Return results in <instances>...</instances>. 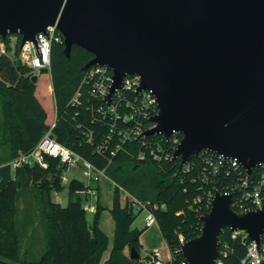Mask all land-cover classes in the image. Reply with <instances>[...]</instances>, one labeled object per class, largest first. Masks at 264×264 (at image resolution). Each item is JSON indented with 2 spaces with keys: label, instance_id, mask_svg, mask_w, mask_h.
<instances>
[{
  "label": "water",
  "instance_id": "1",
  "mask_svg": "<svg viewBox=\"0 0 264 264\" xmlns=\"http://www.w3.org/2000/svg\"><path fill=\"white\" fill-rule=\"evenodd\" d=\"M49 26L67 58L72 46L92 54L82 70L111 69L106 103L125 75L139 77L138 90L157 104L143 134L168 140L178 132L171 159L180 166L201 151L236 160L247 176L264 164V0H0L2 40L19 36V47L36 48ZM231 202L214 190L199 234L180 245L186 264H215L223 228L260 250L264 204L235 211Z\"/></svg>",
  "mask_w": 264,
  "mask_h": 264
},
{
  "label": "trees",
  "instance_id": "2",
  "mask_svg": "<svg viewBox=\"0 0 264 264\" xmlns=\"http://www.w3.org/2000/svg\"><path fill=\"white\" fill-rule=\"evenodd\" d=\"M8 37L3 42L10 51ZM16 37L13 57L0 56V164L32 150L54 123L51 135L58 143L103 170L113 184L109 213L114 223L112 247L103 264H140L139 236L144 227L131 228L136 213L128 201L120 205L121 191L153 213L174 264L183 260L177 251L179 235L187 241L199 234L198 217L209 210L214 190L231 193V207L240 211L234 205L239 195L234 189L244 175L241 168L233 170L225 165L215 174L207 159L217 157L207 151L180 166V159H171L174 149L162 136L147 135L145 144L143 139L120 143L117 134L109 131V117L96 111L102 101L91 98L89 89L82 85V67L92 54L72 46L67 58L60 36V41L51 45L49 70H40L32 83L31 70L18 60L20 37ZM44 74H49L51 85L42 84L40 89L43 98L52 100L53 118L36 94L38 77ZM78 91V103L73 104ZM156 144H160V152ZM152 153H158L161 159ZM47 160V169L38 165L14 169L13 178L0 187V264H100L108 239L98 227L102 210L99 201L88 222L82 208L84 197L76 194L84 188V182L73 177L67 185L66 206L52 202L51 193L64 189L60 182L64 167L57 160ZM26 192L45 230V250L36 261L21 258L22 234L16 215L19 194ZM248 242L244 233L223 228L219 233L222 264H239L246 257ZM131 248L138 253L137 260L130 259ZM260 264H264V258Z\"/></svg>",
  "mask_w": 264,
  "mask_h": 264
},
{
  "label": "built area",
  "instance_id": "3",
  "mask_svg": "<svg viewBox=\"0 0 264 264\" xmlns=\"http://www.w3.org/2000/svg\"><path fill=\"white\" fill-rule=\"evenodd\" d=\"M60 36L61 35L54 29V27L49 26L46 28V35L42 33L37 34L36 48L31 42H26L22 47H19L18 60L22 65L31 70V76H38L40 70H49L51 45L53 42H59ZM8 38L10 51L7 50L6 44L0 38V56L7 55L12 58L14 55V46L17 42V37L9 36ZM111 83L112 71L110 68L105 66L89 67L85 70V74L82 79V85L89 89L88 92L90 97L93 99H100L102 101L103 105L98 107L96 111L105 118L109 117V131L110 133L117 134L120 143L143 139L147 136L143 134L144 131L153 126L150 119L157 113L155 98L147 90H138L140 80L137 75H125L122 78L121 87L113 92L109 103H106L104 101V97L108 94ZM78 95L79 91L72 100L73 104L78 103ZM53 127L54 123L51 124L49 129L38 140L32 150L27 153L18 154V156L11 160L9 164L13 169L25 165H38L42 169H47V159L50 158L57 160L58 164L64 167L60 175V182L63 186H67L71 180L67 178L68 170L71 167L79 169L83 177L84 188L77 190L76 194L84 197L82 204L83 210L86 213L94 212L96 199L98 197V183L102 177H105L103 170L96 168L87 160L74 154L68 148L58 143L51 135ZM178 134V132H172L168 140L163 139L164 141H169L171 143V147L174 151L180 141ZM120 143L117 147L120 146ZM142 144H145L144 139ZM155 147L159 152L161 151L160 144H156ZM152 154L154 158L159 160L161 159L158 153ZM214 155L217 158L214 160L207 159V163L210 166L211 171L215 174L218 173L219 169L225 165L233 170L241 168L239 163L234 159H223L216 154ZM241 170L244 175L239 178L238 182L235 184L234 190H237L239 195L234 205L240 208V211L260 208L264 204V164H259L254 167L249 176L245 174V171L242 168ZM254 170L255 174L253 175ZM223 193L231 194L229 192ZM127 196L126 201L131 204L134 212L145 213L143 219L144 228L157 225L153 213L149 211L145 205L137 202L130 195L127 194ZM178 242L179 247L177 251L180 252V245L185 242L181 235H179ZM167 251L169 255L168 257H164L159 250H153L144 256H141L139 262L140 264H174L172 262V254L168 247ZM223 255L225 254L223 253ZM263 258L264 234L262 235L260 250L258 251L256 249V245L253 242H248L246 257L241 260L239 264H260ZM177 264H186V261L183 259ZM215 264H222L219 257L217 258Z\"/></svg>",
  "mask_w": 264,
  "mask_h": 264
},
{
  "label": "rangeland",
  "instance_id": "4",
  "mask_svg": "<svg viewBox=\"0 0 264 264\" xmlns=\"http://www.w3.org/2000/svg\"><path fill=\"white\" fill-rule=\"evenodd\" d=\"M13 36V35H11ZM45 84V86H50V77L49 74H44L38 77V83L36 87V94L39 97L40 101L44 104L48 115L54 116V106L51 99L43 98L45 94L42 96L41 85ZM14 170L8 165H3L0 167V186H4L6 184L7 179L13 178ZM75 178L79 181H83V177L80 173V170L74 167H71L67 172V178L70 180L71 178ZM99 187V204L102 207V210L99 214L98 219V227L105 233L107 236L108 242L106 250L103 252L100 264L105 258L109 257L110 250L112 247L113 236H114V223L109 213V208L112 204V192L110 182L102 177L98 183ZM59 200L60 205L62 207L66 206L68 201V192L67 186H64V189L60 193H51V201L56 202ZM74 199V198H73ZM120 205L124 203L123 195H120L119 200ZM136 217L131 225V228L143 229V219L145 216L144 212H135ZM86 218L88 222L92 221L93 212L87 213ZM16 219L18 222L19 231L22 234L21 240V255L22 259L26 261H36L42 255L45 250V230L42 223L39 221L38 211L33 202V199L30 193H20L17 202V215ZM139 241L142 244V248L140 251V256H144L145 254L153 251L159 250L162 255L167 254V246L165 241L163 240L161 233L158 229V226H152L149 228H144L142 233L139 236ZM128 253V251H125Z\"/></svg>",
  "mask_w": 264,
  "mask_h": 264
},
{
  "label": "crops",
  "instance_id": "5",
  "mask_svg": "<svg viewBox=\"0 0 264 264\" xmlns=\"http://www.w3.org/2000/svg\"><path fill=\"white\" fill-rule=\"evenodd\" d=\"M10 162H8V163H3V164H0V167L1 166H3V165H8ZM10 165V164H9ZM14 170V169H13ZM104 178H106L109 182H110V185H112V188H113V184H112V182L107 178V177H104ZM12 179V178H11ZM72 179V178H71ZM8 180H10V179H7V181ZM6 181V182H7ZM0 187H4V186H0ZM112 188H111V192H112ZM53 193H55L56 194V192H53ZM98 194H99V187H98ZM121 195H123V197H124V203L121 205V206H123L124 204H125V201H126V198L128 197L127 196V194L125 193V192H123V191H121ZM99 196V195H98ZM96 201H99V199H98V197H97V199H96ZM56 203H58V204H60V202H59V200L57 199L56 200ZM110 209V208H109ZM95 210V209H94ZM157 226V225H156ZM140 242V241H139ZM140 244H141V242H140ZM141 248H142V244H141ZM168 251H167V254L166 255H163L164 257H168ZM107 258H105L103 261H102V263L101 264H103V262L106 260Z\"/></svg>",
  "mask_w": 264,
  "mask_h": 264
}]
</instances>
